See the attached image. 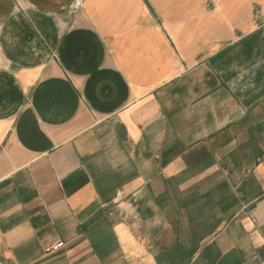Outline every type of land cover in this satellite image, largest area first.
<instances>
[{
	"label": "crops",
	"instance_id": "obj_1",
	"mask_svg": "<svg viewBox=\"0 0 264 264\" xmlns=\"http://www.w3.org/2000/svg\"><path fill=\"white\" fill-rule=\"evenodd\" d=\"M73 1L0 0V264H264V0Z\"/></svg>",
	"mask_w": 264,
	"mask_h": 264
},
{
	"label": "built area",
	"instance_id": "obj_2",
	"mask_svg": "<svg viewBox=\"0 0 264 264\" xmlns=\"http://www.w3.org/2000/svg\"><path fill=\"white\" fill-rule=\"evenodd\" d=\"M85 0H74L73 3L71 4V10L73 12H77L84 4ZM254 164L256 166H263L264 167V153L261 154L260 156L257 157L255 160ZM120 193L113 199L112 204L118 208L119 204L122 203L126 199V194L123 191H119ZM115 211L111 212L110 215L113 216ZM65 246L64 241H57L53 244H50L45 247V252L46 253H52L55 252L56 250H59Z\"/></svg>",
	"mask_w": 264,
	"mask_h": 264
}]
</instances>
